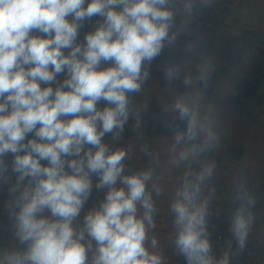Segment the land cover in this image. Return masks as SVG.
I'll return each mask as SVG.
<instances>
[{
    "label": "clouds",
    "instance_id": "1",
    "mask_svg": "<svg viewBox=\"0 0 264 264\" xmlns=\"http://www.w3.org/2000/svg\"><path fill=\"white\" fill-rule=\"evenodd\" d=\"M212 3L0 0V192L9 221L0 264H167L153 234L154 197L172 168L182 176L169 204L171 243L185 264H231L247 248L256 197L239 172L230 215L236 253L212 254L217 164L209 154L223 122L207 95L208 61L195 74L179 63L164 68L166 81L181 80L185 91L168 106L163 167L143 143L154 164L130 170L128 150L117 146L130 119L142 123L133 97L150 78L148 66ZM94 192L102 198L89 206Z\"/></svg>",
    "mask_w": 264,
    "mask_h": 264
},
{
    "label": "crops",
    "instance_id": "2",
    "mask_svg": "<svg viewBox=\"0 0 264 264\" xmlns=\"http://www.w3.org/2000/svg\"><path fill=\"white\" fill-rule=\"evenodd\" d=\"M183 19L178 17L177 23ZM189 46L191 51L187 50ZM204 61L209 62L212 70L207 95L220 106L223 122V139L209 154L217 164L213 180L217 193L208 230L212 254L219 256L224 251L236 253L235 242L231 240L230 215L237 206L231 189L239 172L256 197L255 223L264 222V0H213L210 7L199 8L188 21V31L180 33L176 44L166 47L148 66L150 78L133 97L142 123L138 125L135 119H130L117 146L128 150L130 170L154 164L142 153L143 143L153 147L163 167L171 135L167 125L174 117L168 106L176 94L185 91L181 80L172 84L166 81L164 68L179 63L184 72L195 74ZM221 92L226 93V98L219 97ZM181 176L182 169L165 171L159 181L162 195L154 197L157 214L153 234L167 264H185L171 243L174 228L169 211L172 193ZM99 198L102 194L94 192L89 206ZM6 199V190L0 192V246L8 236L9 221L2 210ZM257 235L254 226L247 248L233 255L231 264H252L246 251L256 245Z\"/></svg>",
    "mask_w": 264,
    "mask_h": 264
},
{
    "label": "built area",
    "instance_id": "3",
    "mask_svg": "<svg viewBox=\"0 0 264 264\" xmlns=\"http://www.w3.org/2000/svg\"><path fill=\"white\" fill-rule=\"evenodd\" d=\"M257 228V243L246 251L252 264H264V222H258L254 225Z\"/></svg>",
    "mask_w": 264,
    "mask_h": 264
}]
</instances>
